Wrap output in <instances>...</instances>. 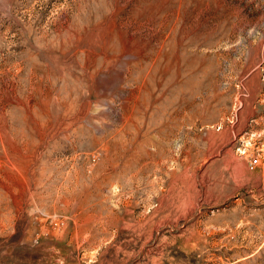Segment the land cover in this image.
I'll list each match as a JSON object with an SVG mask.
<instances>
[{"label": "rangeland", "instance_id": "rangeland-1", "mask_svg": "<svg viewBox=\"0 0 264 264\" xmlns=\"http://www.w3.org/2000/svg\"><path fill=\"white\" fill-rule=\"evenodd\" d=\"M259 106L264 0H0V264H264Z\"/></svg>", "mask_w": 264, "mask_h": 264}, {"label": "crops", "instance_id": "crops-1", "mask_svg": "<svg viewBox=\"0 0 264 264\" xmlns=\"http://www.w3.org/2000/svg\"><path fill=\"white\" fill-rule=\"evenodd\" d=\"M260 108H261L260 106L257 109L255 107H252V108L244 107L241 110H239L238 115H237V122L228 126V129L231 128L232 136L239 134L244 130L249 118L253 116L259 117ZM261 120L262 118L259 119V121ZM223 130L224 129L222 128L218 132H222ZM227 135H229L228 132H227ZM231 151L234 154L233 156H231V161H230L231 164H230V176L229 177H230V182H231V191L223 190L219 196L220 200L234 196L246 188H259L262 186V183H263V174H261L259 170H254V171L249 170L248 162L245 159L238 157L234 153L232 147H231Z\"/></svg>", "mask_w": 264, "mask_h": 264}, {"label": "built area", "instance_id": "built-area-1", "mask_svg": "<svg viewBox=\"0 0 264 264\" xmlns=\"http://www.w3.org/2000/svg\"><path fill=\"white\" fill-rule=\"evenodd\" d=\"M263 116L262 119H264ZM259 119V117L250 118L245 130L241 134L235 135L231 141L234 153L248 162V168L251 171L263 167L264 164V135L259 136L255 133L259 126ZM221 129V126L217 128L218 131Z\"/></svg>", "mask_w": 264, "mask_h": 264}, {"label": "bare ground", "instance_id": "bare-ground-1", "mask_svg": "<svg viewBox=\"0 0 264 264\" xmlns=\"http://www.w3.org/2000/svg\"><path fill=\"white\" fill-rule=\"evenodd\" d=\"M162 55V54H161ZM160 57V56H159Z\"/></svg>", "mask_w": 264, "mask_h": 264}]
</instances>
